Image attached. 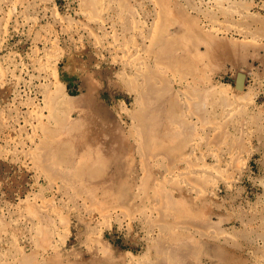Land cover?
Instances as JSON below:
<instances>
[{
  "label": "rangeland",
  "instance_id": "obj_1",
  "mask_svg": "<svg viewBox=\"0 0 264 264\" xmlns=\"http://www.w3.org/2000/svg\"><path fill=\"white\" fill-rule=\"evenodd\" d=\"M0 264H264V0H0Z\"/></svg>",
  "mask_w": 264,
  "mask_h": 264
},
{
  "label": "water",
  "instance_id": "obj_2",
  "mask_svg": "<svg viewBox=\"0 0 264 264\" xmlns=\"http://www.w3.org/2000/svg\"><path fill=\"white\" fill-rule=\"evenodd\" d=\"M244 77H245V75L243 73H239L238 74L237 81H236V87L238 89H242L243 88Z\"/></svg>",
  "mask_w": 264,
  "mask_h": 264
},
{
  "label": "trees",
  "instance_id": "obj_3",
  "mask_svg": "<svg viewBox=\"0 0 264 264\" xmlns=\"http://www.w3.org/2000/svg\"><path fill=\"white\" fill-rule=\"evenodd\" d=\"M68 87H69V85H68Z\"/></svg>",
  "mask_w": 264,
  "mask_h": 264
}]
</instances>
